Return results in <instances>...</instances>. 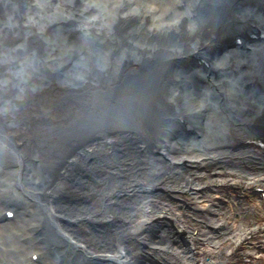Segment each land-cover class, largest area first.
<instances>
[{
	"label": "bare ground",
	"instance_id": "1",
	"mask_svg": "<svg viewBox=\"0 0 264 264\" xmlns=\"http://www.w3.org/2000/svg\"><path fill=\"white\" fill-rule=\"evenodd\" d=\"M19 1L0 0V39L19 34ZM31 1L42 10L20 26L28 47L0 46V264H264V88H255L264 50L225 68L212 52L224 26L252 21L238 7L249 13L264 0ZM61 19L106 38L115 78H147L164 109L157 120L192 119L197 136L148 158L128 149L116 124L95 122L89 96L99 83L70 75L82 54L60 49L59 34L43 56L32 51ZM195 48H206L205 75L221 67L216 87L196 90L184 62L182 90L163 67ZM202 99L209 105L198 107Z\"/></svg>",
	"mask_w": 264,
	"mask_h": 264
},
{
	"label": "water",
	"instance_id": "2",
	"mask_svg": "<svg viewBox=\"0 0 264 264\" xmlns=\"http://www.w3.org/2000/svg\"><path fill=\"white\" fill-rule=\"evenodd\" d=\"M260 3L261 2L259 0V4ZM1 7L2 4H0V8ZM37 8L42 10L39 3L34 1H19V7L12 11L13 14V12L17 10L15 12V15L17 16H14L15 18L13 17V28L15 32L19 34L17 36L10 37L9 32V38L0 39V46H3L7 42L14 44V48L13 46H8V48L12 47V49L5 47V51L8 52L11 50H17V53H19V51H22V46L28 47L25 42H20V40L25 37V33L27 32L26 29L21 28L20 26L23 20H27V14L29 12L32 13V10ZM245 8H247V3L245 2L243 3V6L238 7L239 11L246 14V17H248L249 14V19L252 21H249L248 24H235L233 28H227L224 26L225 28L221 30L222 36L219 39V42L213 41L215 42V47L212 49V52H216L215 54L221 53L225 58V60H220L223 62L222 68L228 67L229 65L237 67L234 62L237 56L258 51L260 48H263L264 50V21H261L260 19V16L264 17L261 12L264 7H261L262 9L259 8V10L250 7L252 9H250L249 13ZM35 15L38 16V13ZM6 17L9 18V15ZM44 19L47 20V17L45 16ZM69 26L70 25L68 23L62 22L61 19V23L57 26V29L49 27L48 30L45 31L47 35L46 40H43V42H37L35 49L32 51H34L35 54L43 56L44 53H46V43L49 39L51 40L54 38V34H59L66 38L60 49L82 54L81 56L74 58L75 61L80 58L84 60H79L74 68L69 67L72 68V70L70 69V75L81 80H83L84 77L90 78L89 80L95 83V85L99 83V88L92 91L89 96L90 98H94V103L91 107L93 111L90 114L92 118H94L95 122H101L102 119H106L110 122L108 124H116L115 126H118L116 130L119 134L118 136H123V140L128 149L129 147L140 148L139 152H142L148 156V158L149 156L160 155V148L168 150L174 149L179 143L180 137L188 139V131L192 134L194 132L196 135L195 129L197 128V124H195L192 119L184 120L182 118H176L172 121H168L167 123L157 120V115L161 110L164 112V109L160 108L161 110L159 111V108H157L158 106L156 105L157 102L156 104L154 103L153 94L155 95V91L152 89V86L147 83V78L145 79L143 76L136 77L135 75L128 73L123 77L117 79L115 78V75H120L119 70L121 68L120 65L115 68L112 67V63L115 60H118V58L116 59L113 57L109 49L106 47V38L101 36H91L88 32L80 33L74 30L73 27ZM9 30L7 29V31ZM248 32L258 33L259 37L256 39L255 37H252L251 33L248 34ZM218 46L220 48H218ZM122 47L126 49L125 45H122ZM205 49L206 48L200 49V51L197 48L192 49L190 50L191 53H189V57L178 54L172 58L168 64H164L163 67L172 66V68H174L168 73L172 72L177 75L172 76L171 80L176 85L181 86L182 90L184 86H182L183 84L180 81L179 74H182V71L184 70L180 68L181 64H184V62L185 69L189 68L191 80L196 90H200V86L203 84L207 85L209 88L214 86L216 87L215 84L217 83L216 80L220 78L221 67H215L214 65L211 66L210 74H212V78L207 76V74L205 75L206 72L202 71L201 67H199L201 65L198 61L206 60V57L203 55ZM178 56L184 60L177 62ZM121 57L124 58L125 56ZM229 58H233L235 60L233 62H229L227 60ZM195 59L197 62H193L191 63L192 65L186 67V61ZM129 60H133V56L130 57ZM85 61L89 64V69L82 73L81 69L87 66ZM155 64L156 66L161 65L158 61H156ZM26 65L30 66L29 64ZM176 69H179L180 72L176 71ZM258 69L259 68L257 67L255 71ZM262 71L264 73V65ZM100 77L103 78L102 83L99 82ZM143 86L147 88L149 87L151 90L150 92H153L151 97H146V92L142 88ZM255 88H264V77L258 79ZM140 89L143 90H141V94L138 95ZM207 91L209 92V90ZM192 95V92L188 91L185 96H188V100L190 98L193 99ZM205 95L208 97L207 93H205ZM198 102L201 105L198 107H206L209 105V102L206 99L199 100ZM149 129L157 131L150 133ZM179 130H181V133ZM146 133H149V135H146Z\"/></svg>",
	"mask_w": 264,
	"mask_h": 264
}]
</instances>
